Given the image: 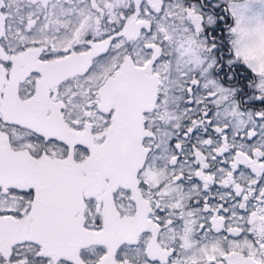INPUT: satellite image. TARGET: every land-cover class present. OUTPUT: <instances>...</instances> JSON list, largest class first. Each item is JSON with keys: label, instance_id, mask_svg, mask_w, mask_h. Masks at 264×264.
Listing matches in <instances>:
<instances>
[{"label": "snow or ice", "instance_id": "6c2138e0", "mask_svg": "<svg viewBox=\"0 0 264 264\" xmlns=\"http://www.w3.org/2000/svg\"><path fill=\"white\" fill-rule=\"evenodd\" d=\"M0 264H264V0H0Z\"/></svg>", "mask_w": 264, "mask_h": 264}]
</instances>
